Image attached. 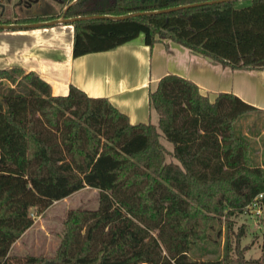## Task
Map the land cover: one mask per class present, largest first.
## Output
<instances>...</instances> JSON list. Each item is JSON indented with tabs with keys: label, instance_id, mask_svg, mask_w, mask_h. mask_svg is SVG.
<instances>
[{
	"label": "trees",
	"instance_id": "trees-1",
	"mask_svg": "<svg viewBox=\"0 0 264 264\" xmlns=\"http://www.w3.org/2000/svg\"><path fill=\"white\" fill-rule=\"evenodd\" d=\"M206 1L75 0L57 15L0 24L171 8L71 22L73 56L171 39L231 69H264V0L192 6ZM0 96V264H264L245 256L231 220L264 191V110L227 92L210 101L172 73L148 95L156 123L131 124L107 98L73 85L53 95L21 67L0 69ZM83 188L98 191V205L67 211L53 255L11 252L32 211Z\"/></svg>",
	"mask_w": 264,
	"mask_h": 264
},
{
	"label": "crops",
	"instance_id": "crops-1",
	"mask_svg": "<svg viewBox=\"0 0 264 264\" xmlns=\"http://www.w3.org/2000/svg\"><path fill=\"white\" fill-rule=\"evenodd\" d=\"M67 1L0 0V18L9 10L18 18L57 14ZM73 42L69 23L0 30V69L35 72L53 95H66L73 85L89 96L105 97L131 124L157 122L148 95L169 73L192 80L210 101L227 92L264 110V69H231L171 39L150 47L138 37L115 49L78 57L73 56Z\"/></svg>",
	"mask_w": 264,
	"mask_h": 264
},
{
	"label": "rangeland",
	"instance_id": "rangeland-1",
	"mask_svg": "<svg viewBox=\"0 0 264 264\" xmlns=\"http://www.w3.org/2000/svg\"><path fill=\"white\" fill-rule=\"evenodd\" d=\"M248 3L247 1H241L237 4V7L245 6ZM12 16L14 15L9 10L3 17L8 20L18 18ZM262 133H264V130ZM162 142L168 148H172V145L166 140L162 139ZM97 205L98 191L94 188H83L60 201L54 202L42 215H37L32 211L33 225L14 244L11 252L13 254L53 255L59 244L63 220L67 211L75 208H96ZM231 220L234 232H238L241 227L244 232L243 237L240 239V245L248 247L245 251V256L247 258L264 257V214L258 217L243 211L241 214L232 217ZM221 226L222 235L217 251L218 254L222 253L225 240V219H222ZM197 255L202 256L204 254L201 251H197Z\"/></svg>",
	"mask_w": 264,
	"mask_h": 264
},
{
	"label": "water",
	"instance_id": "water-1",
	"mask_svg": "<svg viewBox=\"0 0 264 264\" xmlns=\"http://www.w3.org/2000/svg\"><path fill=\"white\" fill-rule=\"evenodd\" d=\"M30 2L37 1V0H29ZM224 0H213V1H206V2H200V3H195L192 4V6H200L204 4H212V3H217L221 2ZM172 10L171 8L164 9V10H158V11H149V12H142V13H130L127 15H119V16H111V15H86V16H79V17H74V18H60V19H55L52 21H47V22H37V23H29V24H0V29L1 30H21L25 28H31V27H40V26H45L48 23L50 25H54L57 23H71L74 21L78 20H87V19H110V20H122L128 17H133L136 15H154L157 13H162L166 11ZM0 100H2V97L0 96Z\"/></svg>",
	"mask_w": 264,
	"mask_h": 264
},
{
	"label": "built area",
	"instance_id": "built-area-1",
	"mask_svg": "<svg viewBox=\"0 0 264 264\" xmlns=\"http://www.w3.org/2000/svg\"><path fill=\"white\" fill-rule=\"evenodd\" d=\"M244 212L258 217L264 214V191L258 193L253 198V200L244 208Z\"/></svg>",
	"mask_w": 264,
	"mask_h": 264
},
{
	"label": "flooded vegetation",
	"instance_id": "flooded-vegetation-1",
	"mask_svg": "<svg viewBox=\"0 0 264 264\" xmlns=\"http://www.w3.org/2000/svg\"><path fill=\"white\" fill-rule=\"evenodd\" d=\"M70 4V3H69ZM68 3H67V6L65 7V8H63L60 12H64L65 11V9L68 7V5H69ZM59 12V13H60ZM59 13H57V14H59ZM57 14H50V15H39V16H52V15H57ZM36 17V16H35ZM60 18V17H59ZM63 18V17H62Z\"/></svg>",
	"mask_w": 264,
	"mask_h": 264
}]
</instances>
